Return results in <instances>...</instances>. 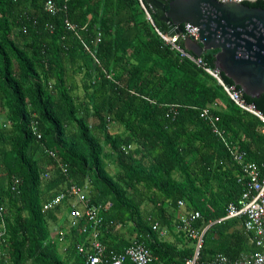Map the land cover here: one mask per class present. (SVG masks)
Segmentation results:
<instances>
[{
  "label": "trees",
  "instance_id": "obj_1",
  "mask_svg": "<svg viewBox=\"0 0 264 264\" xmlns=\"http://www.w3.org/2000/svg\"><path fill=\"white\" fill-rule=\"evenodd\" d=\"M46 1L0 0V194L6 206L0 264H90L77 247L90 246L91 230L83 231L90 223L65 225L68 202L43 211L70 180L88 185L92 202H112L102 212L107 254L131 243L118 237L126 228L158 257L152 264L192 257V238L181 232L178 246L162 236V229L179 224L182 199L202 213L196 227L209 225L196 264L218 252L237 258L260 251L236 219L216 221L243 191L241 169L201 113L217 103L211 112L226 139L262 169L264 124L167 43L156 27L168 32V24L155 11L152 23L139 0H70L57 14L46 11ZM244 2L264 8V0ZM66 18L77 32L66 28ZM217 51L202 54L207 66L217 68ZM245 97L264 111V94ZM34 113L41 139L30 125ZM112 123L123 130L113 132ZM46 148L68 163V175ZM46 171L51 177L43 180ZM15 177L18 192L11 189ZM54 225L65 229L62 243Z\"/></svg>",
  "mask_w": 264,
  "mask_h": 264
},
{
  "label": "built area",
  "instance_id": "obj_2",
  "mask_svg": "<svg viewBox=\"0 0 264 264\" xmlns=\"http://www.w3.org/2000/svg\"><path fill=\"white\" fill-rule=\"evenodd\" d=\"M69 1L70 0H61L60 2H56L54 0H47L45 9L52 14H57L67 9ZM139 1L146 16L154 23L152 16L154 9L151 4L145 0ZM65 26L68 30L75 32H77L79 28L78 25L73 23L69 18L65 19ZM156 30L162 38L167 43L171 44L173 48L177 49L182 56L188 57L197 64L202 65L206 71L212 74L224 87L231 100L244 111L256 116L264 124V111H262L255 102L249 101L241 88H238L235 84L226 83L221 76V70L219 68L207 66L202 56L195 55L179 44L180 40L185 41L188 38L200 42L189 23L183 26L182 32L175 35H169L168 32H163L157 27ZM101 36V31L98 29L93 42H99ZM86 49L95 57V53L89 45H86ZM108 76L111 77V75ZM217 105L216 103L205 107L201 116L207 118L211 122L213 132L226 144L232 158L240 166L241 174L238 181L243 185V191L236 202H231L228 205L226 215L218 218L216 221L222 222L228 219L241 220L242 227L247 233L250 243L255 244L261 250L243 252L237 258H232L223 252H218L213 258L203 261L202 264H264V169L260 168L254 161L249 160L246 151L239 150L226 139L225 131L217 124L218 117L214 116L211 112V109ZM30 125L34 135H36L38 139H41L42 134L38 130L39 121L35 113L32 115ZM262 132L264 133V126ZM129 148H131V146L124 149ZM46 152L56 160L62 171L68 175V163L64 162L54 149L46 148ZM50 177L51 172L49 171L44 172L42 175L43 180H47ZM20 183L21 179L15 177L11 188L12 191L18 192ZM87 188L88 185H80L70 180L64 188L56 192L52 199L43 205V211H48L56 205L68 202L70 226H79L83 221L90 223V225H84L83 227L84 232L91 230L90 246L84 244L77 245L80 252L88 254V262L90 264H124L127 260H130L134 264H152L157 261L158 257L154 255L144 242L137 238H134L122 251L107 254V247L101 240L102 228L104 225L102 212L109 210L112 206V202L109 200L99 203L92 202ZM178 205L181 212L179 213V224L177 225V229L186 237L192 238L195 241L193 256L187 258L180 264H196L200 260L201 251L204 247V235L209 225L207 224L202 228L196 227L194 223L202 218V213L199 210L189 208L186 201L183 199L179 200ZM5 212L6 206L3 196L0 194V244L5 233ZM154 228H157V226L155 225ZM59 233L61 236L64 235L63 231ZM162 234H165V231H162ZM1 257L2 251L0 249V259Z\"/></svg>",
  "mask_w": 264,
  "mask_h": 264
},
{
  "label": "water",
  "instance_id": "obj_3",
  "mask_svg": "<svg viewBox=\"0 0 264 264\" xmlns=\"http://www.w3.org/2000/svg\"><path fill=\"white\" fill-rule=\"evenodd\" d=\"M168 24V34L189 23L200 42L186 39L197 56L218 49L216 65L244 94H264V8L238 0H145Z\"/></svg>",
  "mask_w": 264,
  "mask_h": 264
},
{
  "label": "crops",
  "instance_id": "obj_4",
  "mask_svg": "<svg viewBox=\"0 0 264 264\" xmlns=\"http://www.w3.org/2000/svg\"><path fill=\"white\" fill-rule=\"evenodd\" d=\"M151 207H149L148 209H150ZM181 212V210L179 209L178 210V216H179V213ZM64 220V222H65V225L67 224V226H69V215H68V212H67V216L65 217V219H64V217L62 218V221ZM239 223V225L242 227V221L241 220H239V219H236ZM63 223V222H62ZM67 226H65V227H67ZM53 228H54V231L56 232V234L58 233L59 235H60V231H63L64 232V235L63 236H61L60 235V239H61V243H62V241H63V239L65 240L66 239V234H65V229L64 228H59L58 226H56V225H54L53 226ZM162 231H165V234H162V236L165 238V239H167V240H169V241H171V242H173V243H175V244H177L178 246H181L182 245V243L184 242V237H183V235H182V233L180 232V231H178V229H177V225L176 226H174L173 228H171V229H167V228H164V229H162ZM120 233L118 234V237L119 238H124L125 240H129V241H132L135 237L131 234V232H129V230L128 229H126V228H124L123 230H120L119 231ZM65 244L63 243V247H62V249L64 250L65 249ZM63 250H61V251H63Z\"/></svg>",
  "mask_w": 264,
  "mask_h": 264
},
{
  "label": "rangeland",
  "instance_id": "obj_5",
  "mask_svg": "<svg viewBox=\"0 0 264 264\" xmlns=\"http://www.w3.org/2000/svg\"><path fill=\"white\" fill-rule=\"evenodd\" d=\"M78 80L80 81L81 80V76H78ZM80 93H81V91H80ZM110 128H111V130L113 131V132H117V131H121V130H123L122 129V127H120L118 124H114V123H112L111 124V126H110ZM110 169L112 170V171H114L115 170V165H113L112 163H110ZM150 206V205H149Z\"/></svg>",
  "mask_w": 264,
  "mask_h": 264
},
{
  "label": "flooded vegetation",
  "instance_id": "obj_6",
  "mask_svg": "<svg viewBox=\"0 0 264 264\" xmlns=\"http://www.w3.org/2000/svg\"><path fill=\"white\" fill-rule=\"evenodd\" d=\"M246 1V0H245ZM249 1H257V0H249Z\"/></svg>",
  "mask_w": 264,
  "mask_h": 264
}]
</instances>
